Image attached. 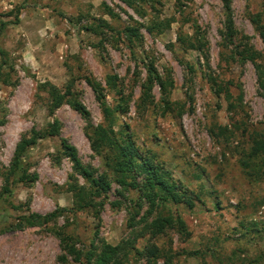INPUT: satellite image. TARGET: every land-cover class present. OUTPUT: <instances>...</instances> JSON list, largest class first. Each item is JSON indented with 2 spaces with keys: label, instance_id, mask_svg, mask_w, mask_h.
<instances>
[{
  "label": "rangeland",
  "instance_id": "1",
  "mask_svg": "<svg viewBox=\"0 0 264 264\" xmlns=\"http://www.w3.org/2000/svg\"><path fill=\"white\" fill-rule=\"evenodd\" d=\"M229 2L234 44L240 47V35H245L264 69V41L250 21L258 13L264 24V0ZM19 5V22L8 24L0 36L5 61L0 76V191L20 137L54 120L59 129L57 136L40 138L26 151L28 172L35 177L14 183L0 206V264H61L58 257L64 252L53 229L72 237L81 253L94 237L114 245L129 236L133 208L128 199L135 192L117 191L121 188L104 154L89 146L83 116L65 102L52 107L39 87L47 81L63 91L70 84L96 125L103 123L102 114L84 76L101 84L106 103L113 106L117 97L105 86L106 74L116 75L124 96L126 110L118 122L128 124L140 151L169 172L175 185L186 195L198 196L191 208L183 202L168 205L184 222L188 237L168 228L149 239L161 255L150 263L131 256L129 264H264L263 159L248 155L250 132L264 133V97L251 61L224 60L229 46L225 48L220 35V0H150L132 6L121 0H0V18L12 19ZM126 27L135 28L137 37L127 35ZM193 36L199 49L187 44ZM149 62L163 88L153 83L145 97L142 84ZM208 77L227 87L228 99L224 92H212ZM229 101L234 107H228ZM218 125L232 133L212 136L209 129ZM60 137L94 177L105 175V194L60 155ZM241 160L249 161L246 169ZM73 183L96 203L105 200L75 210L67 189ZM145 207L142 203L138 216ZM56 210V217L44 224L14 226L19 215ZM146 237L136 240L138 248ZM168 252L169 260L163 254ZM67 261L78 264L68 255Z\"/></svg>",
  "mask_w": 264,
  "mask_h": 264
},
{
  "label": "trees",
  "instance_id": "2",
  "mask_svg": "<svg viewBox=\"0 0 264 264\" xmlns=\"http://www.w3.org/2000/svg\"><path fill=\"white\" fill-rule=\"evenodd\" d=\"M121 1L128 6H132L134 3L150 0ZM220 2L224 12L223 26L220 35L226 43L225 48L229 46L228 56H226L224 60L226 62H237L239 64L246 60L251 61L256 71L258 87L261 89L260 94L264 97V69L261 63L256 62L260 54L247 43L245 40L247 37L245 35H240V39L242 40L240 47L234 44L232 37L236 34V30L232 23L230 2L229 0H220ZM22 6L19 5L14 9L15 11L12 19L4 20L0 18V36L3 34L8 24H17L19 22L18 14ZM105 12L109 16L113 15L110 10H106ZM10 13L11 11L6 14ZM250 21L261 40L264 41V24L260 22L259 14L250 15ZM102 23L107 26L104 20H102ZM125 30V33L128 32V34L130 33L132 36L137 37L135 28L126 27ZM160 30L161 29H157L158 33ZM147 31L151 32V27L148 26ZM195 32L196 30L194 33ZM196 42L198 41L195 39V36H193L187 41V44L190 48L199 49L200 46L196 45ZM4 63L3 51L0 49V76L1 67ZM208 78L210 80L212 92L215 95L219 94V92H224L225 98L228 99L230 93L227 87H222L220 83H216L210 77ZM84 81L92 89L95 99L98 101L103 123L93 125L90 122L88 111L77 100V96L71 90L70 84H67L63 91L47 81L40 83L39 87L47 92L52 107H56L65 102L83 116L86 121L84 133L89 142V146L95 153L99 155L104 154L106 165L111 168L114 174L113 180L121 188L117 191L120 193L121 190L131 189L135 192L133 197L128 199L133 208V213L128 217V224L130 227L129 236L120 239L114 245L107 243L102 238L95 239L94 237L90 241L89 247L83 253L75 247V241L72 237L65 235L60 229H53L62 244L61 247L64 252L58 257L59 261L61 264H67L68 255L72 261L78 264H129V258L131 256H136L137 259L142 257L146 259V262L150 263L161 255L160 249L149 241L150 238L162 234L168 228L176 230L184 237L189 236V232L180 216L178 214L173 215L169 212L168 205H177L183 202L191 208L194 205V201L198 200V196L186 195L183 190L184 188L177 184L175 185L169 172L155 163L150 155L140 151L128 132V124L118 122V115L124 114L126 106L124 102H122L124 96L122 95L121 87L117 86L116 75L106 74L104 77L106 88L112 90L117 97V103L113 106L106 103L100 83L88 76H84ZM1 82L5 83L6 81L1 79ZM153 83L163 88V82L160 76L149 62L146 63V78L142 84L145 97H148ZM240 98L241 94H237L236 99L240 100ZM228 107L232 108L234 105L229 101ZM114 127L116 129H114ZM214 128L209 129V133L215 137L219 135L223 136L225 132H228V134L232 133L230 129H227V126L218 125ZM58 129L59 124L54 120L48 123L44 129H32L28 135L20 137L15 144L12 158L5 175L6 181L0 191V206L11 192V186L14 183H29L35 177L34 173L28 172V163L24 159L26 151L40 138L57 136ZM59 146L60 155L68 158L72 164L73 171L80 175L84 181L97 187L105 194L108 189V181L105 175L100 174L98 177H94L92 170L89 169L88 166L81 164L74 147L62 137L59 138ZM249 150L248 155L251 156V158L261 157L263 161L259 160V163L264 166V133L259 131L250 132ZM241 162L245 169L249 166L248 160H241ZM8 178L9 182L7 181ZM67 189L73 196V207L75 210H83L88 207L94 208L96 204L101 205L105 200L104 197H102L98 200V203H96L92 198H88L85 190L76 183L67 185ZM142 203H145L146 207L144 212L138 216ZM216 204L215 202L213 203L214 207ZM164 210H166V212H164ZM58 213L59 211L57 210L45 215L29 212L26 215H19V221L15 223L14 226L21 227L44 224L56 217ZM95 214L96 211L94 215ZM136 216H138V218H135ZM95 235L94 233V236ZM146 235L147 237L144 245L138 248L136 246V240ZM163 254L165 255V259L169 260L170 253Z\"/></svg>",
  "mask_w": 264,
  "mask_h": 264
}]
</instances>
